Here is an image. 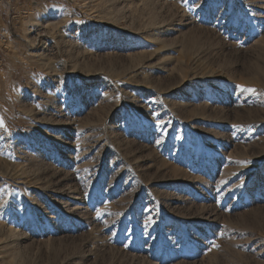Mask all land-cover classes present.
<instances>
[{"label": "rangeland", "instance_id": "rangeland-1", "mask_svg": "<svg viewBox=\"0 0 264 264\" xmlns=\"http://www.w3.org/2000/svg\"><path fill=\"white\" fill-rule=\"evenodd\" d=\"M7 1L0 264H264V0Z\"/></svg>", "mask_w": 264, "mask_h": 264}, {"label": "snow or ice", "instance_id": "snow-or-ice-1", "mask_svg": "<svg viewBox=\"0 0 264 264\" xmlns=\"http://www.w3.org/2000/svg\"><path fill=\"white\" fill-rule=\"evenodd\" d=\"M241 87V91H248V92H255L256 89H252V88H244V86H240ZM0 127L6 128V125L4 124V120L2 117H0ZM97 215H101V213H97ZM215 247H219V245H214Z\"/></svg>", "mask_w": 264, "mask_h": 264}, {"label": "crops", "instance_id": "crops-1", "mask_svg": "<svg viewBox=\"0 0 264 264\" xmlns=\"http://www.w3.org/2000/svg\"><path fill=\"white\" fill-rule=\"evenodd\" d=\"M1 1V0H0ZM12 1H14V3H17L19 0H9L6 2V4L10 3V5L12 4ZM31 1V0H30ZM9 5V4H8ZM6 22H8V20H6ZM11 45L12 47L15 46V40L11 41ZM10 50V49H9Z\"/></svg>", "mask_w": 264, "mask_h": 264}, {"label": "bare ground", "instance_id": "bare-ground-1", "mask_svg": "<svg viewBox=\"0 0 264 264\" xmlns=\"http://www.w3.org/2000/svg\"><path fill=\"white\" fill-rule=\"evenodd\" d=\"M59 77V76H58ZM60 80V79H59ZM60 82H61V80H60ZM63 82V81H62ZM158 119H156V121H157ZM156 123V122H155Z\"/></svg>", "mask_w": 264, "mask_h": 264}]
</instances>
